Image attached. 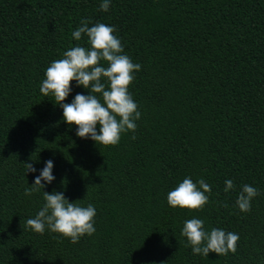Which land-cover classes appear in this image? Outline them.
Returning <instances> with one entry per match:
<instances>
[{"label":"trees","instance_id":"1","mask_svg":"<svg viewBox=\"0 0 264 264\" xmlns=\"http://www.w3.org/2000/svg\"><path fill=\"white\" fill-rule=\"evenodd\" d=\"M99 3L0 0V264H264V0ZM82 18L114 26L141 66L128 86L140 118L116 145L77 137L39 91L51 61L87 46L71 37ZM77 92L87 90L73 86L66 102ZM49 158L43 191L96 209L95 232L74 243L25 227L43 204L42 190L24 194L38 174L25 162ZM185 176L210 186L198 210L166 203ZM243 184L259 195L242 213ZM192 217L237 233L235 252L193 255L180 235Z\"/></svg>","mask_w":264,"mask_h":264},{"label":"clouds","instance_id":"2","mask_svg":"<svg viewBox=\"0 0 264 264\" xmlns=\"http://www.w3.org/2000/svg\"><path fill=\"white\" fill-rule=\"evenodd\" d=\"M110 3L111 0H100L99 10L107 12ZM114 32V26L110 24L97 22L89 26V21L82 18L79 26L71 32V37L80 41L83 34L87 46L76 44L65 50L60 59L51 61L39 85L40 93L45 97L51 95L54 105L62 110L63 122L69 127L76 126L77 137L104 146L116 145L122 133H134L137 127L135 121L140 118L128 86L141 66L133 63L124 53L123 45ZM70 82H74V85L70 86ZM73 86L86 89L87 93L77 92L66 102L65 98L72 92ZM53 167L51 158L44 160L40 169L25 162L26 172L38 174L25 187L24 194L31 195L42 190L43 197L42 206L34 217L25 221V227L37 234H43L47 229L74 243L82 236H90L95 232L93 217L96 209L91 203L81 206L70 202L62 191H43L46 185L55 180ZM232 189V180L226 179L223 191L228 193ZM209 192L210 186L203 179L193 182L185 176L167 192L166 203L171 208L198 210L207 203ZM257 195V188L243 184L236 194L235 206L240 212H247L251 200ZM203 224V220L192 217L185 220L180 229V235L185 238L186 246L190 247L193 255L235 252L239 238L237 233L226 232L222 228L205 232Z\"/></svg>","mask_w":264,"mask_h":264}]
</instances>
